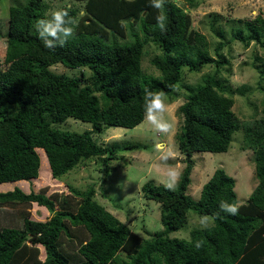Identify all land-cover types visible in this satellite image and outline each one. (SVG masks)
Returning <instances> with one entry per match:
<instances>
[{"label":"trees","instance_id":"1","mask_svg":"<svg viewBox=\"0 0 264 264\" xmlns=\"http://www.w3.org/2000/svg\"><path fill=\"white\" fill-rule=\"evenodd\" d=\"M77 1L85 3L79 18L75 9L64 8L79 22L76 36L55 50L46 48L35 32V22L45 18V0L9 7L0 64V184L36 178L37 149L43 151L53 178L91 158L107 164L116 158L117 146H102L92 135L107 127L140 124L146 88L172 96L184 69L200 72L207 64L220 67L227 62L220 53L224 43L217 45L215 57L209 56L202 48L203 36L190 29L189 14L171 0L165 5L166 32L156 27L158 10L151 0ZM258 20L259 27L247 23L251 31L246 37L236 36L246 47L252 41L264 47V21ZM126 32L130 40L110 38ZM148 43L161 51L151 58L157 77L141 69ZM57 63L86 68L89 75L53 73L49 67ZM217 73L206 76L179 107L183 122L176 142L185 166L178 187L168 190L153 180L141 186V195L160 205L163 231L142 239L94 199L93 187L84 192L70 187L67 195L24 193L16 187L0 192V264H264V104L262 117L243 125L245 144L254 151L256 178L246 202L238 204L234 178L223 168L213 171L197 201L186 193L192 155L226 152L240 129L232 111L234 99L221 91ZM68 118L87 122L91 129L77 132L56 126ZM108 175L106 169L104 177ZM221 201L238 204V215L222 212ZM32 203L45 207L51 217L31 219L27 209ZM190 209L198 216H219L208 229L191 230L189 239L170 238V232L184 225ZM197 241L202 242L200 248L195 247Z\"/></svg>","mask_w":264,"mask_h":264},{"label":"rangeland","instance_id":"2","mask_svg":"<svg viewBox=\"0 0 264 264\" xmlns=\"http://www.w3.org/2000/svg\"><path fill=\"white\" fill-rule=\"evenodd\" d=\"M191 17L190 29L203 36V49L215 57L218 44L224 43L220 53L226 63L220 67L214 64L205 65L200 72L183 70L180 81L176 84L172 96L168 97L166 117L175 124L174 132L164 135L151 131L145 119L134 128L107 127L100 134L92 137L102 146L116 145V158L107 164L99 157L80 162L61 178H53L47 159L42 150L37 149L40 159L39 174L30 180H18L0 184V192L16 187L24 193L43 191L46 195L58 193L69 194V188L84 192L89 187L95 190L94 199L106 210L127 225L142 239H149L155 233L164 230L160 221L159 203L145 199L141 195V186L148 180L162 184L164 169L160 167L161 152L155 150L160 146L165 152L172 149V159L168 161L181 172L185 166V156L179 152L176 135L179 133L183 118L179 107L186 101L189 92L203 84L206 76L216 71L221 91L233 97L232 111L240 122V129L232 135L231 143L226 152H195L192 155L194 167L191 172L190 184L186 193L197 201L202 185L209 179L213 171L223 168L235 181L238 204L246 202L256 184L254 168V151L245 144L244 123H252L262 117L264 104V47L256 41L248 47L236 36L246 37L251 25L259 27V18L264 21V0H195L190 4L186 0H171ZM26 0H0V64H2L6 41L4 35L8 28L9 7L25 4ZM48 8L45 18L54 10L72 8L77 18L84 14L85 3L77 0H45ZM133 29L138 32L137 25ZM139 33V32H138ZM140 34V33H139ZM110 38L118 42L130 40L128 32L124 36L110 34ZM161 53L159 47L152 43L144 46L141 61L142 72L147 76L157 77L159 71L151 64V58ZM49 69L56 74L81 77L89 75L86 68H65L57 63ZM99 96L98 93H95ZM60 129L82 132L90 130L87 122L68 118L56 125ZM134 144L135 149L128 146ZM108 169V177L104 171ZM142 177H148L145 181ZM31 219L44 221L52 213L45 207L32 203L27 209ZM198 215L190 209L187 220L182 227L170 232L168 236L176 239H189L190 231L200 228ZM120 258L126 259L124 253ZM40 259H44V251L40 248Z\"/></svg>","mask_w":264,"mask_h":264},{"label":"clouds","instance_id":"3","mask_svg":"<svg viewBox=\"0 0 264 264\" xmlns=\"http://www.w3.org/2000/svg\"><path fill=\"white\" fill-rule=\"evenodd\" d=\"M167 0H151V7L158 10L156 16V27L161 32L167 31V14L165 12V5ZM78 20L70 15L69 10L60 8L54 10L46 18H41L35 22V32L38 38L43 42L46 48L55 50L58 46H64L70 39L75 38L76 29L78 27ZM144 119L147 122L151 131L159 134H170L175 130V124L166 117L168 108V97L163 91H152L145 89L144 92ZM156 151L161 152L159 157L160 167L164 169L162 183L168 190H175L180 182L182 172L169 164L168 161L172 159V149L166 152L156 146ZM141 179L147 180L148 177ZM219 208L222 212L229 215H238L239 205L230 203L228 201H221ZM219 213L214 215H199L197 217L198 224L202 230L208 229L218 218ZM191 242V241H190ZM202 246L201 241L195 243L196 248Z\"/></svg>","mask_w":264,"mask_h":264}]
</instances>
